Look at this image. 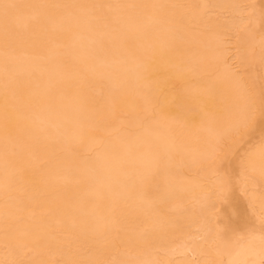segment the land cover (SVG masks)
<instances>
[{
  "label": "bare ground",
  "instance_id": "bare-ground-1",
  "mask_svg": "<svg viewBox=\"0 0 264 264\" xmlns=\"http://www.w3.org/2000/svg\"><path fill=\"white\" fill-rule=\"evenodd\" d=\"M0 264H264V0H0Z\"/></svg>",
  "mask_w": 264,
  "mask_h": 264
}]
</instances>
